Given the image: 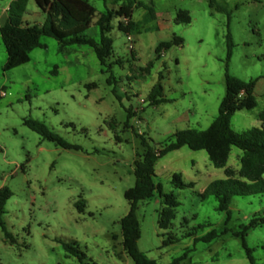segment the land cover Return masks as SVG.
<instances>
[{"label":"rangeland","instance_id":"obj_1","mask_svg":"<svg viewBox=\"0 0 264 264\" xmlns=\"http://www.w3.org/2000/svg\"><path fill=\"white\" fill-rule=\"evenodd\" d=\"M9 0H0V26ZM97 10L88 36L99 38L96 21L101 12L116 10L120 2L88 0ZM131 38L119 29L120 16L110 22L114 53L100 63L89 45L60 51L59 42L42 36V48L30 60L4 70L7 60L0 32V187L13 195L0 224V264H83L68 254L65 243L85 253L84 264H134L123 248L120 220L129 210L126 189L134 186L135 160L144 152L142 141L161 148L184 128L206 129L219 113L226 94V73L255 80L257 106L236 111L231 124L239 132L259 126L264 110V0H138ZM155 12V18L149 13ZM30 0L24 17L34 13ZM180 9L190 12V23H176ZM234 46L228 54V35ZM182 38L160 57L161 41ZM120 60L119 63L115 61ZM150 69L147 72L146 68ZM56 71V72H55ZM170 99L159 105L149 92L160 81ZM25 118L44 121L54 132L81 149H66L43 139L24 124ZM234 147L229 164L239 168ZM174 173L194 187L178 188ZM224 177L205 150L187 145L169 151L155 164V182L179 202L169 230L160 229L163 201L156 193L138 202L141 251L159 264H251L237 231L264 218V193L234 196L227 213L217 210V199L200 193L214 179ZM220 235L197 241L208 231ZM192 231V232H191ZM227 231L226 233H222ZM167 233L178 238L163 245ZM190 233L194 235L189 236ZM257 263H264V222L245 236Z\"/></svg>","mask_w":264,"mask_h":264},{"label":"trees","instance_id":"obj_2","mask_svg":"<svg viewBox=\"0 0 264 264\" xmlns=\"http://www.w3.org/2000/svg\"><path fill=\"white\" fill-rule=\"evenodd\" d=\"M30 0H12L7 9V18L0 27L1 37L7 51V60L4 70H9L24 64L30 60V53L36 48H42V36L55 38L60 44V51L74 45L91 46L100 63L112 68L108 64V59L113 55V40L109 36L110 22L114 16H120L119 29L127 36L135 30V22L132 20L134 7L141 3L138 0H113L120 2L118 9H107L101 12L96 24L100 29L99 38H94L86 34L87 29L92 25L96 16V8L88 0H34L39 9L45 14L42 24H30L24 21V14ZM209 5L218 11H223L224 7L217 0H208ZM152 18L155 12L149 8ZM176 23H190L191 15L186 9L177 12ZM182 38L174 36L171 41H161L156 46L155 52L158 57L165 49H169L173 44H181ZM228 54L231 56L234 46L231 35H228ZM120 60L115 61L119 63ZM150 71L149 67L146 68ZM56 72V71H55ZM149 92V101L153 105L167 102L168 99L163 94L162 74ZM255 80L245 81L236 76L226 73V94L221 102L219 113L215 120L206 129L184 128L177 130L171 135V139L161 148H153L148 140L142 141L144 152L140 159L135 160L134 186L126 189L124 195L129 201V210L120 220L122 244L127 255L132 258L134 264H159L156 260L149 258L146 253L140 250L138 241L141 236L140 222L137 216L138 202L154 197L156 193L163 201V206L159 212L158 225L160 229L169 230L176 216V207L179 205L173 193H166L160 183H156L155 164L157 159L169 151L187 145L193 150H205L212 164L217 168H222L224 177L217 178L208 183L200 193L202 199L213 195L217 199V210L227 213V221L230 220V205L234 196H247L264 193V110L260 114L261 124L246 131L239 132L231 124L232 115L238 110H251L257 106L255 96ZM24 124L37 132L43 139L49 140L56 145L66 149H81L80 145L70 143L64 137L54 132L44 121L25 118ZM234 147L239 148L240 166L234 168L228 162ZM172 183L178 188L194 187L193 181H185L180 173H174ZM13 195L8 186L0 187V224L5 231L6 237L13 242L14 238L7 231L4 225V214L6 213V203ZM264 222V218L252 219L244 229L237 231L236 236L242 239L247 257L251 264L257 263L252 255V249L248 247L245 236L247 232ZM192 232V231H191ZM223 231L222 233H226ZM194 235L190 233L189 236ZM220 233L212 229L195 238L197 241H211L218 237ZM178 238L167 233V238L163 240V245H170ZM64 247L70 255L78 257L84 264L85 253L65 243ZM186 254L169 264H179L180 259H184ZM94 264V263H93Z\"/></svg>","mask_w":264,"mask_h":264},{"label":"crops","instance_id":"obj_3","mask_svg":"<svg viewBox=\"0 0 264 264\" xmlns=\"http://www.w3.org/2000/svg\"><path fill=\"white\" fill-rule=\"evenodd\" d=\"M11 1H12V0H9V1H8V4H7V6H6L5 9H4V12H5V20H6V18H7V9H8V7H9V4H10ZM37 8H39V7L37 6ZM34 13L37 14V15L39 16V18L41 17V13L44 14L40 9H37L36 11H34ZM42 18H43V21L40 20V22H38V24H42V23L44 22V20H45V14H44V17L42 16ZM23 19H24L25 22L30 23V24H35V23H37V22H35V21H37V20H36L35 18H32L31 15L28 16V17L26 16V17H24ZM0 27H1V26H0Z\"/></svg>","mask_w":264,"mask_h":264},{"label":"built area","instance_id":"obj_4","mask_svg":"<svg viewBox=\"0 0 264 264\" xmlns=\"http://www.w3.org/2000/svg\"><path fill=\"white\" fill-rule=\"evenodd\" d=\"M128 38H131V35H129Z\"/></svg>","mask_w":264,"mask_h":264}]
</instances>
